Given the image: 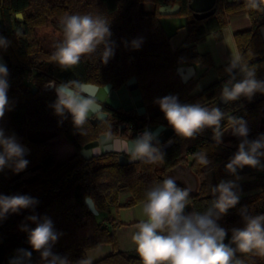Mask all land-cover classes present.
Returning a JSON list of instances; mask_svg holds the SVG:
<instances>
[{
	"label": "trees",
	"instance_id": "16d2710c",
	"mask_svg": "<svg viewBox=\"0 0 264 264\" xmlns=\"http://www.w3.org/2000/svg\"><path fill=\"white\" fill-rule=\"evenodd\" d=\"M191 0H0V37L9 42L0 47V56L6 61L9 83V110L0 119V128L6 136L15 135L19 143L30 149L24 159L27 167L17 173L12 166L0 170V195H27L38 201L30 208L17 213H8L0 219V264H45L41 253L34 251L28 242V234L36 224L28 219L47 217L53 222L59 238L52 245V253L65 257L70 264L88 259L87 252L103 243H111L113 251L91 262V264H143L137 251H120L113 232L96 220L86 206L85 198L91 197L99 213L110 207L119 206L121 194L128 193L123 206L133 207L146 201V193L152 187L167 179V174L176 166H187L198 179V188L189 194L185 212L206 211L214 199L212 187L223 177L232 175L226 164L237 151L239 137L213 140V130L205 128L194 138L186 139L176 134L168 124L156 101L164 96L174 95L181 104H196L219 107L225 113L221 131L231 125L228 117L234 116L248 121L249 140L264 135V93H256L251 99L241 97L237 101H220L223 83L230 79L226 65L218 66L220 79L198 92L195 81H183L178 67L194 63L211 65L209 53H200L195 43L208 34L215 39L222 37V29L229 18L247 14L251 26L233 33L238 54L249 68L254 69L256 78L264 80V1L259 8L250 7V1L228 3L216 0V11L202 19L194 16L189 8ZM167 3L180 5L178 14L186 16L188 35L184 45L173 50L170 36L162 28L158 12ZM151 7H146L149 5ZM22 13L23 20L16 19ZM89 14L100 16L109 22L112 33L114 56L105 64L100 58L102 46L96 53L84 55L80 62L70 68L60 67L52 55L56 47H50L38 30L53 26L61 30V20L68 15ZM133 40H140V47L132 46ZM133 76L146 109L138 115L135 110L122 111L106 108L107 118L98 124L89 120L84 125L85 134H80L72 122L70 113L58 116L52 107L57 96L55 88L75 81L80 86L90 83L104 86L111 83L120 88ZM242 77H236L237 80ZM29 80V83L25 82ZM37 88L36 92L31 87ZM150 118L154 128L163 124L172 129L168 140L171 143L161 150L163 159L155 163L143 160L121 163L119 154L106 152L84 157L80 150L95 141L103 133L111 137L125 136L126 129L119 130L123 123L135 127ZM133 136V135H132ZM64 138L76 152L70 158L55 162L51 142ZM133 138H135L133 136ZM205 153L209 165L200 164L194 155ZM264 164V158L261 161ZM256 171L259 191L240 196L235 207L222 215L217 223L227 230L225 243L231 239L233 228L244 227V215L264 214V168L245 166L236 173ZM33 173V178H21L23 173ZM185 188L184 183L176 182ZM239 188L248 190L249 184ZM239 188L237 190H239ZM234 247V245H233ZM20 250L31 252L30 259ZM244 264H264V256L239 253Z\"/></svg>",
	"mask_w": 264,
	"mask_h": 264
},
{
	"label": "clouds",
	"instance_id": "9594fccd",
	"mask_svg": "<svg viewBox=\"0 0 264 264\" xmlns=\"http://www.w3.org/2000/svg\"><path fill=\"white\" fill-rule=\"evenodd\" d=\"M261 0H250V7L259 8ZM64 39L56 44L52 59L62 68L77 65L81 57L96 53L102 46L100 58L107 63L114 56L112 35L109 22L100 16L74 14L61 20ZM140 40H133L134 48L140 47ZM9 42L0 37V47L6 48ZM234 70H238L241 79L237 80ZM230 75L221 90V99L228 103L241 97L251 99L256 93H264V80L256 78L254 69L243 62L239 54L231 57L225 69ZM8 69L0 64V119L9 110L7 81ZM80 85L67 82L55 88L56 100L52 107L55 114L63 116L66 112L72 116V122L80 134H85L84 125L98 101L80 91ZM168 124L177 135L186 139L194 138L205 128L213 130V140L220 144L223 132L221 122L225 113L219 107L208 108L199 103L181 104L174 95L164 96L156 101ZM233 135L240 138L237 151L226 164V170L235 174L245 166L264 168V135L249 140V129L243 120L228 117ZM156 136L144 131L140 136L126 142V152L132 161L143 160L155 163L163 159V153L152 141ZM25 149L15 135L6 136L0 128V170L12 166L14 172L23 171L29 161L24 159ZM200 164L209 165L210 161L203 152L194 154ZM238 186L233 181H220L212 187L214 199L211 206L203 213H186L185 208L190 189L178 187L176 180L169 177L152 187L146 193L143 213L147 220L141 221L138 230L132 236L136 251L143 264H244L237 257L239 253H252L264 256V214L244 215V227L233 228L231 239L225 243L227 230L217 221L230 208L236 206L240 196ZM38 201L27 195H0V219L8 213H17L37 204ZM36 226L29 231L28 242L34 251L41 253L45 264H70L65 257L52 253V245L59 238L51 219L37 216L28 217ZM234 245V247H233ZM25 258L30 259L31 252L20 250ZM14 264V262H10ZM77 264H91L90 259H81Z\"/></svg>",
	"mask_w": 264,
	"mask_h": 264
},
{
	"label": "water",
	"instance_id": "95a60500",
	"mask_svg": "<svg viewBox=\"0 0 264 264\" xmlns=\"http://www.w3.org/2000/svg\"><path fill=\"white\" fill-rule=\"evenodd\" d=\"M180 5L175 3H167L159 7L158 12L160 15H170L176 14L180 11ZM189 8L192 10L194 16L198 19L205 18L216 11L217 5L216 0H191L189 3ZM16 19L18 21L23 20L22 13H16ZM262 35H264V28L261 29ZM0 64L6 66V61L0 56ZM184 71L191 72L194 74V70L191 66H180L178 67V73L181 75L183 81H187L190 77V73L184 74ZM37 88L32 86L31 91L36 92ZM80 91L90 97L96 98L98 103L94 108L95 115L90 114L89 121L93 124H98L100 121L107 118L108 113L105 111L106 108L112 110H123L125 112L135 110L138 115L145 114L146 109L142 96L140 94L137 79L135 76L130 78L123 86L120 88H114L111 83H107L104 86H97L90 83H84L80 87ZM220 101H222L220 97ZM153 134L156 136V139L152 141L154 146H158L159 150L166 148L171 143V140H168L172 134V129L166 127L163 124L157 125L153 129ZM113 137L109 136L106 133H103L95 141H92L86 144L81 150V154L89 158L93 155H100L101 153L115 151L118 146L114 149L111 143L113 142ZM118 143L117 138L115 139ZM25 149V155L30 152V149L25 144L20 143ZM102 145V150L98 147ZM121 163L127 162H136L130 160L129 157L119 156ZM191 161H189L187 166L180 165L176 166L167 174L166 178H173L176 182L184 183L186 188L190 189L191 192L195 191L198 188V179L196 175L190 169ZM85 204L88 209L94 214L98 215L99 211L97 210L95 203L91 197L85 198Z\"/></svg>",
	"mask_w": 264,
	"mask_h": 264
},
{
	"label": "rangeland",
	"instance_id": "374dc122",
	"mask_svg": "<svg viewBox=\"0 0 264 264\" xmlns=\"http://www.w3.org/2000/svg\"><path fill=\"white\" fill-rule=\"evenodd\" d=\"M146 7H151L150 4ZM159 22L166 32L168 36H172L174 40H177L183 35L184 28L187 29V19L185 15L182 14H170V15H161L159 17ZM184 30V31H182ZM188 30V29H187ZM38 35L42 36L45 40L44 42L48 44L50 47H55L57 43L61 42L64 39V34L61 30L54 28L53 26H44L38 30ZM188 35V32H187ZM186 35V37H187ZM184 38V42L185 39ZM201 46L196 47V49L213 51L217 42L212 35L208 34L206 38L202 41ZM199 43V42H197ZM196 46V43H195ZM210 55V54H209ZM212 55H210L211 57ZM211 65L213 66L214 60L211 57ZM25 82L29 83V80ZM203 83V81H202ZM248 127V121L244 120ZM129 131L127 130V133ZM222 140H227L231 138H235L237 136L233 135L232 125L224 129ZM51 148L53 150V154L55 157V162L59 163L63 160H66L73 156L76 152V149L64 138H57L51 142ZM33 173H23L21 178H33ZM127 193H123L119 199V206L110 207L107 211H103L96 215V220L98 223H101L104 227L109 229L114 233L117 248H120V244L125 246H135V243L132 240V236L138 230L137 226L141 221H146L147 217L143 213V215L139 214L137 209L133 207H125L123 206L126 202ZM124 222H127L124 224ZM113 251V246L111 243H103L99 247L94 248L92 252H90L88 259L93 262V258L96 260L98 258L103 257L104 255Z\"/></svg>",
	"mask_w": 264,
	"mask_h": 264
},
{
	"label": "crops",
	"instance_id": "0c3cea01",
	"mask_svg": "<svg viewBox=\"0 0 264 264\" xmlns=\"http://www.w3.org/2000/svg\"><path fill=\"white\" fill-rule=\"evenodd\" d=\"M226 1L228 3H236V2H241L242 0H226ZM248 1H250V0H248ZM261 1H264V0H261ZM250 26H251L250 18L247 14H240V15L233 16V17L229 18L227 25L222 29V37L220 39H218L216 42L215 48H217V49H214L213 51H208V50L205 51V50L198 49V52H200V53H209L210 55H212L211 57L214 60L213 66L211 67V66H208L206 64H200V63L182 65V66H186V67L191 66L194 70L193 75L189 71L188 72L184 71V74L190 73V77L188 78V80L193 79L195 81L196 87H195L194 92H198V91L202 90L204 87H206L207 85H209L210 83L220 79L219 74L216 71V68L218 66H222V65H226L228 67L230 64L231 57L234 54H238V50H237V47H236V44L234 41L233 33L237 30L248 29ZM187 29L184 28L185 31L182 30V31H184V33L177 40H174L173 37L170 36V42H171V46H172L173 50H177L181 46L184 45V38L186 37L187 32H188ZM262 36H264V35H262ZM201 43L202 42L196 43V47L201 46ZM234 73H235L236 77H241L238 70H234ZM202 81H203V83H202ZM224 83H223V85H224ZM116 138L118 140V143L115 142ZM113 139L114 140L111 143L113 148L115 149L116 146H118V148L113 152L118 153L119 156L129 157L127 152H126V142L131 141L132 139H135V138L129 137V133H127L125 136H117V137H113ZM98 148L102 150L103 146L100 145ZM256 174H257L256 171H253V170L250 171V169H248L242 173H235V174L223 177L222 180L223 181H233L236 183L238 188H239L240 184H245V185L249 184V186H251L252 188H250L246 191L239 188V190H238L239 196H243V195H248V194H252V193L259 191V189H260L259 187L258 188L254 187L255 183H256V179H257ZM128 195L129 194L127 193L126 198L128 197ZM144 203L145 202H142V203L134 206L135 208H138L137 211L141 215H143V204ZM125 223H127V222H124V224ZM119 250L120 251H127V252L135 251L136 245L135 246H125V245L120 244ZM92 251H93V249L89 250L87 252L88 257H89L90 252H92ZM238 258H240V257H238ZM95 260L96 259L93 258L92 261H95Z\"/></svg>",
	"mask_w": 264,
	"mask_h": 264
},
{
	"label": "built area",
	"instance_id": "2783aa9c",
	"mask_svg": "<svg viewBox=\"0 0 264 264\" xmlns=\"http://www.w3.org/2000/svg\"><path fill=\"white\" fill-rule=\"evenodd\" d=\"M154 126L150 122V118L146 117L145 122H139L135 127L129 126L128 131L135 138L140 136L144 131H150L153 133Z\"/></svg>",
	"mask_w": 264,
	"mask_h": 264
},
{
	"label": "flooded vegetation",
	"instance_id": "af4514ba",
	"mask_svg": "<svg viewBox=\"0 0 264 264\" xmlns=\"http://www.w3.org/2000/svg\"><path fill=\"white\" fill-rule=\"evenodd\" d=\"M105 110H106V109H105ZM122 111H123V110H122ZM129 126H130V125L123 123V124H121V125L119 126V130L121 131V130H123V129H124V130L126 129L125 133L127 134V130H128V128H129ZM128 133H129V132H128ZM129 137L133 138L132 134L129 133Z\"/></svg>",
	"mask_w": 264,
	"mask_h": 264
}]
</instances>
